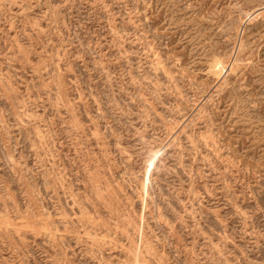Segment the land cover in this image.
<instances>
[{
  "label": "rangeland",
  "instance_id": "rangeland-1",
  "mask_svg": "<svg viewBox=\"0 0 264 264\" xmlns=\"http://www.w3.org/2000/svg\"><path fill=\"white\" fill-rule=\"evenodd\" d=\"M0 264H264V0H0Z\"/></svg>",
  "mask_w": 264,
  "mask_h": 264
},
{
  "label": "bare ground",
  "instance_id": "bare-ground-1",
  "mask_svg": "<svg viewBox=\"0 0 264 264\" xmlns=\"http://www.w3.org/2000/svg\"><path fill=\"white\" fill-rule=\"evenodd\" d=\"M248 17L250 16V13H247ZM43 214V213H42ZM8 217V216H7ZM82 217V216H81ZM6 219V218H5ZM45 219V218H44ZM4 220V219H3ZM10 220V219H9ZM36 221V220H35ZM35 227V226H34ZM38 227V226H37ZM48 235V234H47Z\"/></svg>",
  "mask_w": 264,
  "mask_h": 264
}]
</instances>
